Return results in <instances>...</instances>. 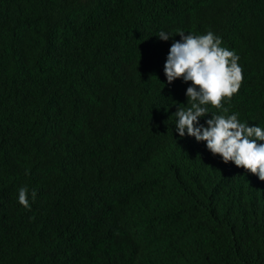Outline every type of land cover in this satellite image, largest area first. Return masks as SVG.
I'll list each match as a JSON object with an SVG mask.
<instances>
[{"label":"trees","instance_id":"16d2710c","mask_svg":"<svg viewBox=\"0 0 264 264\" xmlns=\"http://www.w3.org/2000/svg\"><path fill=\"white\" fill-rule=\"evenodd\" d=\"M180 31L239 56L223 105L264 128V0H0V264H264V181L176 130Z\"/></svg>","mask_w":264,"mask_h":264},{"label":"clouds","instance_id":"9594fccd","mask_svg":"<svg viewBox=\"0 0 264 264\" xmlns=\"http://www.w3.org/2000/svg\"><path fill=\"white\" fill-rule=\"evenodd\" d=\"M181 41L174 42L164 65L168 83L178 78L191 82L186 90L187 104L174 113L175 126L179 136L185 132L197 141H205L213 155L222 157L223 162H233L264 181V128L249 127L242 123L238 114L227 115L229 109L223 102L231 100L243 81V71L239 66V56L232 50L221 47L222 41L211 31L203 35L187 34L180 31ZM168 40L169 33L160 31L157 35ZM223 114L209 112L208 106ZM211 114L206 127L199 125V118ZM37 193L31 192L32 200ZM18 202L30 210L29 193L26 186L18 190Z\"/></svg>","mask_w":264,"mask_h":264}]
</instances>
